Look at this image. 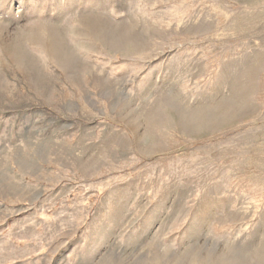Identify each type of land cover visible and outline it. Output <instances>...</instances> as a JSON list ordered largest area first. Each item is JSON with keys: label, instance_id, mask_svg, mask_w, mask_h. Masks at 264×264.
<instances>
[{"label": "rangeland", "instance_id": "1", "mask_svg": "<svg viewBox=\"0 0 264 264\" xmlns=\"http://www.w3.org/2000/svg\"><path fill=\"white\" fill-rule=\"evenodd\" d=\"M0 264H264V0H0Z\"/></svg>", "mask_w": 264, "mask_h": 264}]
</instances>
